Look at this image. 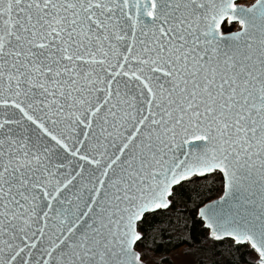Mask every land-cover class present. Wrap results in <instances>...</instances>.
<instances>
[{"label": "snow or ice", "instance_id": "1", "mask_svg": "<svg viewBox=\"0 0 264 264\" xmlns=\"http://www.w3.org/2000/svg\"><path fill=\"white\" fill-rule=\"evenodd\" d=\"M0 264H264V0H0Z\"/></svg>", "mask_w": 264, "mask_h": 264}, {"label": "trees", "instance_id": "2", "mask_svg": "<svg viewBox=\"0 0 264 264\" xmlns=\"http://www.w3.org/2000/svg\"><path fill=\"white\" fill-rule=\"evenodd\" d=\"M212 193L210 191L205 192V195H211Z\"/></svg>", "mask_w": 264, "mask_h": 264}]
</instances>
